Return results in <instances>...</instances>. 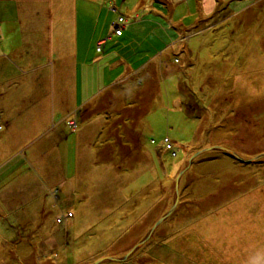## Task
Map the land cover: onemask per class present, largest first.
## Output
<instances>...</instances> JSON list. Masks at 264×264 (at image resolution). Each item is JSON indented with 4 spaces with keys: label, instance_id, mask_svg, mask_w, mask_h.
Returning <instances> with one entry per match:
<instances>
[{
    "label": "rangeland",
    "instance_id": "1",
    "mask_svg": "<svg viewBox=\"0 0 264 264\" xmlns=\"http://www.w3.org/2000/svg\"><path fill=\"white\" fill-rule=\"evenodd\" d=\"M107 1L108 8L116 10L108 9L110 14L101 11L107 27L119 16L143 19L149 15L143 16V7L154 2V6L163 7L160 16L177 19L183 15V23H191L188 27L196 32L183 34L188 36L184 49H168L161 70L150 64L131 82L116 83L117 87L111 88L108 85L101 95L83 102L85 95L98 92L110 81L109 76L98 81L99 69L92 65L94 75L89 72V84L82 88L84 96L78 95L72 115L71 123L78 132L71 131L74 124L67 122L68 127L60 134L67 138L56 145L53 136L59 129L53 126L57 114L54 120L48 114L38 131L21 137L20 148H9L10 155L0 169V264H136L132 260L140 254H134L147 243H162L168 225L187 222L185 215L193 217L194 209L198 214L202 208L204 214L225 202L231 176L248 173L251 181L258 177L264 180V156L241 163L217 149L200 152L179 178L173 211L126 260H114L123 256L125 247L144 238L171 207L177 175L200 148L220 146L242 159L264 153V0H215L213 7L212 0ZM82 6L77 3L79 11ZM87 11L96 13L88 5ZM146 25L143 22L137 28ZM111 39L107 38L100 52L93 47L89 54L106 57L110 53L111 58L121 54L126 59L131 57L130 65L139 69L162 47L161 41L154 37L144 41L143 35H136L134 44L125 46ZM172 58L180 63H173ZM50 70L44 66L27 72L30 80L31 76L40 77L39 82L33 78L24 83L18 74L14 80L0 83V93L41 91L48 101ZM83 71L86 73L87 68ZM139 79L142 82L138 84ZM111 90L124 95H114L112 104L105 105L102 96ZM35 97L21 103L29 105L37 101ZM95 102L98 106L92 110L90 104ZM54 105L61 108L62 102ZM134 131L139 141L129 139ZM165 137L174 155L163 147ZM2 147L6 150V144ZM44 153L46 156H41ZM111 156L116 163L111 162ZM3 177H8L5 182ZM213 188L216 194L210 196L206 191ZM196 189L200 195L197 201ZM261 200L264 202V194ZM214 210L218 212L213 219L201 222L226 220L227 210L224 214ZM66 212L73 217H64ZM56 217L62 221L56 223ZM155 256L139 258L141 264H161L162 259Z\"/></svg>",
    "mask_w": 264,
    "mask_h": 264
},
{
    "label": "crops",
    "instance_id": "2",
    "mask_svg": "<svg viewBox=\"0 0 264 264\" xmlns=\"http://www.w3.org/2000/svg\"><path fill=\"white\" fill-rule=\"evenodd\" d=\"M78 2L83 4L80 11L77 9ZM107 2V0H0V83L5 80H14L18 74L24 83H30L33 78L35 82H39L40 77L31 76L30 80L27 77V72L44 66L51 67L52 80L48 101L47 96L44 98L41 91L23 92V94L21 92L0 93V104L2 103L0 107V126H2L0 128V169L7 162L10 155L9 148H20L18 146H22L23 141L21 137L25 138L28 131H38L43 119L48 114L52 115L53 120L54 115L57 114L53 126V128L59 129V132L53 136L54 142L57 139L56 145L59 146L62 139L67 138L66 135H60L61 131L68 127L66 126L67 122L74 124L71 122L73 121L72 115L75 113L76 100L78 95L83 93L82 88L89 84V72L94 75L92 65L96 64L99 69L97 72L98 81L100 77L108 76L110 81L107 85L103 83L102 89L100 88L98 92L88 93L85 95L86 97L82 94L83 102L101 95L108 89V85L111 88L112 85L117 87L114 85L116 83L131 82L150 64L161 70L162 60L166 58V53L173 47L178 49L181 46V49H184V39L196 32L194 28H189L191 23H183V15L177 19L173 15L160 16L163 7L158 8L154 6L153 2L151 6L143 7L145 11L143 16L149 14L145 16L150 18L143 17L141 20H135V16L132 20L124 19L121 33L115 35L113 22L110 23L112 26L107 27L105 16L101 20V11L104 10L110 14ZM214 3L215 0H212L211 7ZM87 5L96 9L95 15L87 11ZM109 10L116 11L115 8ZM101 21H103L102 24ZM143 22L148 23L147 28L143 29V26H139L140 29H138L137 24ZM173 22L177 25H174ZM190 30H192V34H190ZM183 34H188V36ZM136 35L145 36L144 41L154 37L157 41L162 42V47L156 49L157 51H154L149 59L140 65L139 69L138 67L134 69L130 65L131 57L126 59L120 54L116 58H111L110 53L104 54L106 57L103 54H100L99 57L89 54L93 47L95 51L100 52L101 46L104 45L107 38L112 37L111 41L114 44L125 46L129 43L134 44ZM99 40H103V42L97 49ZM106 59L109 60L105 63ZM173 63H180V60L173 61ZM101 65L102 70H100ZM84 67L87 68L86 73L83 71ZM55 82L56 85L53 86ZM90 82H93V77ZM141 82L142 80H137L138 84ZM77 86L80 87L79 90ZM113 91L102 96L105 105L112 104L114 95H124L123 92L115 91L114 93ZM35 95L37 96L35 97ZM29 97H35L37 101H32L29 105L21 103ZM60 101L62 102V111L61 108H56L54 105ZM90 105L91 109L95 110L98 103L95 102L94 106L93 103ZM71 129L75 134L78 132V127L75 124ZM112 136L117 139V135L113 134ZM131 136L129 139L139 141L136 131L132 132ZM5 144L6 150L2 147ZM137 145L139 148V144ZM200 150L202 149L200 148ZM41 156L45 157L46 153ZM113 158L114 156H111V162L116 163ZM232 159L235 158L232 157ZM7 178L3 177L2 180L5 182ZM249 178L248 173L231 176L227 188L221 185L224 189L226 188L225 202L217 207L213 205L204 214H201L202 208L198 209V214L194 209L193 217L185 215L187 222H174L173 225L167 226L168 233L163 232L164 248L161 247L162 243L153 245L150 242L144 246L143 250L134 255L139 256L140 254L141 258L142 256L149 258L150 255L155 256L156 253L154 258L162 259L161 264H166L168 261L172 262L170 264H264V202L261 200V195L264 194V180L258 177L259 179L251 181ZM146 186L148 184L144 187ZM213 189L215 190L206 192L210 196L216 194V188ZM56 192L57 190L53 191V193ZM198 193L199 191L196 189L195 201L199 199ZM203 196L201 197L203 198ZM199 203L201 202H198V205ZM182 206L187 207L185 204ZM214 209L221 210L223 214L224 210H227L226 220L216 218L213 222H201L208 217L213 219V215L217 211ZM228 209H230L229 214ZM184 211L189 210L185 208ZM72 217L73 214L70 218ZM65 220L70 222L69 218H65ZM126 223L128 226L133 224V222ZM134 243L125 247L122 253L125 254ZM126 248L127 250L124 252ZM139 257L132 261L141 264Z\"/></svg>",
    "mask_w": 264,
    "mask_h": 264
},
{
    "label": "water",
    "instance_id": "3",
    "mask_svg": "<svg viewBox=\"0 0 264 264\" xmlns=\"http://www.w3.org/2000/svg\"><path fill=\"white\" fill-rule=\"evenodd\" d=\"M209 149H217V150H220V151H223L225 152L226 154L234 157L235 159L239 160L240 162H243V163H249V162H252L258 158H260L261 156H264V153L262 154H259L257 155L256 157L254 158H250V159H242L240 157H238V155L234 152V151H231L229 149H226V148H223V147H220V146H212V147H208L206 149H202V150H198L197 152H195L193 155H191L189 157V159L187 160L186 162V165L179 171L178 175H177V178H176V182H175V185H174V197H173V202L171 204V207L158 219L155 221V223L153 224V226L148 230V232L146 233V235L144 236V238H142L141 240H139L136 244H134L125 254H123V256H121L120 258H116L114 260L116 261H123L125 260L126 258H128V256L140 245L142 244L150 235L151 233L154 231L155 227L164 219L166 218L174 209V207L176 206V203H177V199H178V181H179V178L180 176L182 175V173L188 168V166L190 165L192 159L198 155L200 152H203L205 150H209ZM102 260H105V259H102ZM107 260H110L107 259ZM93 264H96V263H93Z\"/></svg>",
    "mask_w": 264,
    "mask_h": 264
},
{
    "label": "built area",
    "instance_id": "4",
    "mask_svg": "<svg viewBox=\"0 0 264 264\" xmlns=\"http://www.w3.org/2000/svg\"><path fill=\"white\" fill-rule=\"evenodd\" d=\"M123 21H124V18L119 16L117 17V20L114 22V25H113V33L115 35H119L121 33V29H122V25H123ZM103 42V40H99L97 42V45H98V48L99 49V45ZM175 59V58H174ZM176 60V59H175ZM1 128V126H0ZM163 147L167 150H170L171 152V155H174V151L172 150V144L171 142L168 140V138H163ZM71 213L70 212H66V214H64L63 216L66 217V216H70ZM56 223H60L62 221V217H56L55 219Z\"/></svg>",
    "mask_w": 264,
    "mask_h": 264
},
{
    "label": "trees",
    "instance_id": "5",
    "mask_svg": "<svg viewBox=\"0 0 264 264\" xmlns=\"http://www.w3.org/2000/svg\"><path fill=\"white\" fill-rule=\"evenodd\" d=\"M188 102V101H187ZM185 106H187L188 105V103H186V104H184ZM187 108H188V106H187ZM189 109V108H188Z\"/></svg>",
    "mask_w": 264,
    "mask_h": 264
}]
</instances>
